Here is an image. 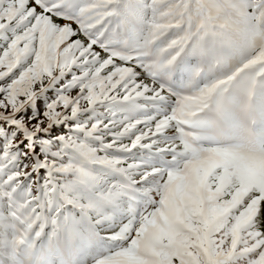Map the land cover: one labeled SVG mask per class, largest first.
<instances>
[{
  "label": "snow or ice",
  "instance_id": "obj_1",
  "mask_svg": "<svg viewBox=\"0 0 264 264\" xmlns=\"http://www.w3.org/2000/svg\"><path fill=\"white\" fill-rule=\"evenodd\" d=\"M0 264H264V0H0Z\"/></svg>",
  "mask_w": 264,
  "mask_h": 264
}]
</instances>
